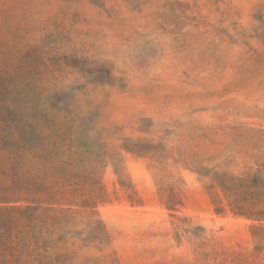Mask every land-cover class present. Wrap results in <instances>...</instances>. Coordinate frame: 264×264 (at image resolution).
Instances as JSON below:
<instances>
[{
    "label": "rangeland",
    "instance_id": "1",
    "mask_svg": "<svg viewBox=\"0 0 264 264\" xmlns=\"http://www.w3.org/2000/svg\"><path fill=\"white\" fill-rule=\"evenodd\" d=\"M34 176L61 264H264V0H0V209Z\"/></svg>",
    "mask_w": 264,
    "mask_h": 264
},
{
    "label": "trees",
    "instance_id": "2",
    "mask_svg": "<svg viewBox=\"0 0 264 264\" xmlns=\"http://www.w3.org/2000/svg\"><path fill=\"white\" fill-rule=\"evenodd\" d=\"M63 193L61 187L34 176L23 193L27 204L18 215L0 209V253L8 251L10 255L5 260L11 259L13 264H61V255L51 251L50 244L55 233L51 227L60 217L54 205ZM6 239H12L13 244L6 245Z\"/></svg>",
    "mask_w": 264,
    "mask_h": 264
}]
</instances>
